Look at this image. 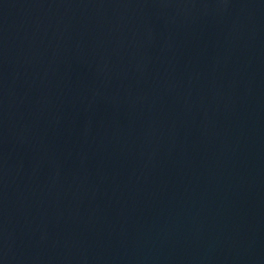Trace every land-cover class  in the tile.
<instances>
[{"label": "water", "instance_id": "95a60500", "mask_svg": "<svg viewBox=\"0 0 264 264\" xmlns=\"http://www.w3.org/2000/svg\"><path fill=\"white\" fill-rule=\"evenodd\" d=\"M0 264H264V0H0Z\"/></svg>", "mask_w": 264, "mask_h": 264}]
</instances>
